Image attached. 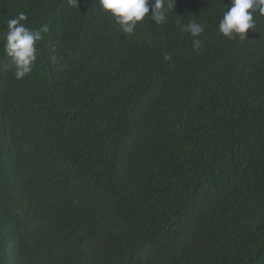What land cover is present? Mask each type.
I'll list each match as a JSON object with an SVG mask.
<instances>
[{
	"label": "trees",
	"instance_id": "obj_1",
	"mask_svg": "<svg viewBox=\"0 0 264 264\" xmlns=\"http://www.w3.org/2000/svg\"><path fill=\"white\" fill-rule=\"evenodd\" d=\"M77 4L0 0V33L49 29L21 80L0 42V264H264V22L175 0L127 35Z\"/></svg>",
	"mask_w": 264,
	"mask_h": 264
},
{
	"label": "clouds",
	"instance_id": "obj_2",
	"mask_svg": "<svg viewBox=\"0 0 264 264\" xmlns=\"http://www.w3.org/2000/svg\"><path fill=\"white\" fill-rule=\"evenodd\" d=\"M70 7L77 8V0H67ZM99 10L107 15L120 27L123 34L134 35L138 23L148 18L154 25L167 22L169 12H173L175 0H95ZM223 5V0H219ZM150 13V15H149ZM221 17L217 30L225 38L246 39L249 30H255L257 22H264V0H229L222 6ZM28 14L19 12L6 21V30L0 33V42L4 54L10 58L9 66L14 69L16 80L30 74L37 60V44L43 40V33L48 32L47 25L32 29L26 26ZM182 33L191 37H199L204 31L203 23L192 20L180 24ZM194 50L201 46L199 39H193ZM171 55L164 54L165 61L171 60Z\"/></svg>",
	"mask_w": 264,
	"mask_h": 264
}]
</instances>
